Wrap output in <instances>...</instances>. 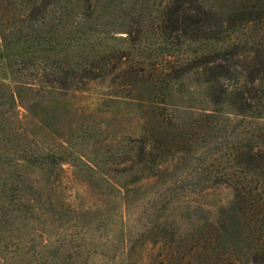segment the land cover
Listing matches in <instances>:
<instances>
[{
    "label": "rangeland",
    "instance_id": "rangeland-1",
    "mask_svg": "<svg viewBox=\"0 0 264 264\" xmlns=\"http://www.w3.org/2000/svg\"><path fill=\"white\" fill-rule=\"evenodd\" d=\"M168 1L114 0L61 51L82 76L16 102L32 154L55 163L1 164L0 264L228 263L213 229L231 204L264 199V171L234 166L250 119L208 103L185 68L208 45L161 34ZM0 83L13 88L1 54Z\"/></svg>",
    "mask_w": 264,
    "mask_h": 264
},
{
    "label": "trees",
    "instance_id": "trees-1",
    "mask_svg": "<svg viewBox=\"0 0 264 264\" xmlns=\"http://www.w3.org/2000/svg\"><path fill=\"white\" fill-rule=\"evenodd\" d=\"M113 1L0 0V54L13 82L12 89L0 83V169L2 163L25 162L52 170L55 159L35 157L33 139L20 133L16 102L33 88L63 90L82 76V61H69L61 51L88 33L84 23L110 19L118 6ZM160 24L161 34L180 43L208 45L185 68H194L206 85L213 110L227 107L250 119L239 127L242 137L229 153L237 170L264 171V130L258 125L264 121V0H169ZM17 181L25 188L22 177ZM241 203L231 204L227 221L213 229V255H222L227 264H264V199Z\"/></svg>",
    "mask_w": 264,
    "mask_h": 264
}]
</instances>
